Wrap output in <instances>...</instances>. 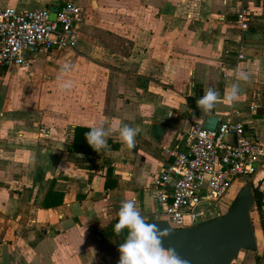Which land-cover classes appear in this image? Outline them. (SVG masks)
<instances>
[{
    "label": "crops",
    "instance_id": "crops-1",
    "mask_svg": "<svg viewBox=\"0 0 264 264\" xmlns=\"http://www.w3.org/2000/svg\"><path fill=\"white\" fill-rule=\"evenodd\" d=\"M74 1V49L0 68V264H155L138 227L155 219L163 149L186 150L208 116L239 120L264 146V0ZM6 6L53 16L58 0ZM250 181L258 251L231 264L264 260V170ZM160 264L173 262L161 252Z\"/></svg>",
    "mask_w": 264,
    "mask_h": 264
},
{
    "label": "built area",
    "instance_id": "built-area-1",
    "mask_svg": "<svg viewBox=\"0 0 264 264\" xmlns=\"http://www.w3.org/2000/svg\"><path fill=\"white\" fill-rule=\"evenodd\" d=\"M82 13L74 0H58L54 19L44 8L0 7V67L29 69L39 49H74ZM249 22L250 10L241 5L235 24L243 32ZM186 138V150L163 149L171 161L150 184L155 219H165L178 228L222 214L224 202L240 178L264 170V146L239 120L220 121L212 130L204 128L202 121L194 122Z\"/></svg>",
    "mask_w": 264,
    "mask_h": 264
},
{
    "label": "water",
    "instance_id": "water-1",
    "mask_svg": "<svg viewBox=\"0 0 264 264\" xmlns=\"http://www.w3.org/2000/svg\"><path fill=\"white\" fill-rule=\"evenodd\" d=\"M217 123V117L208 116L203 126L212 130ZM164 131V126L152 124L150 135L160 141ZM255 210L250 177L242 176L229 206L212 219L180 228L165 219L142 220L138 227L142 247L154 251L155 264H160L161 252L173 264H231L241 250L258 251L251 217Z\"/></svg>",
    "mask_w": 264,
    "mask_h": 264
},
{
    "label": "trees",
    "instance_id": "trees-1",
    "mask_svg": "<svg viewBox=\"0 0 264 264\" xmlns=\"http://www.w3.org/2000/svg\"><path fill=\"white\" fill-rule=\"evenodd\" d=\"M252 188H253L254 198L256 202V209L259 210L262 205L261 192L259 191L258 187L252 186Z\"/></svg>",
    "mask_w": 264,
    "mask_h": 264
},
{
    "label": "rangeland",
    "instance_id": "rangeland-1",
    "mask_svg": "<svg viewBox=\"0 0 264 264\" xmlns=\"http://www.w3.org/2000/svg\"><path fill=\"white\" fill-rule=\"evenodd\" d=\"M36 95V97L35 98H37V96H38V93L36 92L35 93ZM237 189V187H234L233 189H231V191H230V194L227 196V198H226V200H225V202H224V204H225V209L229 206V204H230V202H231V199H232V197H233V195H234V193H235V190ZM224 209V208H223ZM224 209V210H225ZM252 214H253V212H252ZM237 257V256H236Z\"/></svg>",
    "mask_w": 264,
    "mask_h": 264
}]
</instances>
